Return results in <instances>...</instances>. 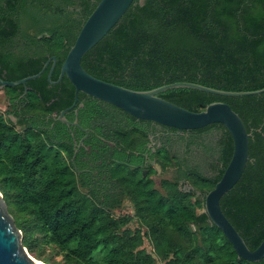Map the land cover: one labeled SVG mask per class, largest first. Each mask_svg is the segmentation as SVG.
Listing matches in <instances>:
<instances>
[{"label":"trees","instance_id":"1","mask_svg":"<svg viewBox=\"0 0 264 264\" xmlns=\"http://www.w3.org/2000/svg\"><path fill=\"white\" fill-rule=\"evenodd\" d=\"M100 1L0 0L1 77L17 81L35 75L55 56L52 80L57 81ZM51 65L26 86L5 88L10 96L28 88L25 106L33 114L31 123L18 130L0 116V191L30 254L41 257L38 247L48 246L61 255L59 262L47 264H264L239 258L223 232L201 212L205 201H194L193 194L177 183L163 180L162 193L140 169L114 162L115 156L101 153L90 158L98 147L93 140L101 141L94 133L85 142L90 150L84 147L78 153L76 168L73 126L58 120L73 105L75 87L66 75L51 84ZM82 66L98 79L136 91L176 82L228 92L263 89L264 0H135L83 57ZM160 97L194 112L225 102L243 119L251 133L250 160L220 203L248 247L256 250L264 241V93L226 97L180 88ZM83 101L80 117L97 114V103H103L80 93L78 106ZM106 104L135 124L137 118ZM74 117L73 111L66 113L69 121ZM127 126L117 123L115 134L125 138L141 132L135 125ZM213 128L222 131L227 168L234 151L229 131L212 124L196 132ZM83 135L77 129L76 137ZM223 174L183 177L208 193ZM94 178L103 184L100 188ZM126 199L134 206L133 217L116 215ZM135 217L141 227L132 230L128 225ZM143 228L153 253L143 248Z\"/></svg>","mask_w":264,"mask_h":264},{"label":"water","instance_id":"2","mask_svg":"<svg viewBox=\"0 0 264 264\" xmlns=\"http://www.w3.org/2000/svg\"><path fill=\"white\" fill-rule=\"evenodd\" d=\"M134 2L135 0H101L99 2L83 25L75 44L70 49L57 81L52 80V75L57 66V58L53 56L48 59L42 70L35 75L17 81H7L0 75V88L26 86L27 82L43 75L52 64L48 74L49 82L56 85L66 75L75 87L73 105L62 111L58 118L66 125L80 127L78 121L70 122L66 118V113L84 106L83 103L78 106L80 93L113 105L138 120L150 121L174 128L181 133L202 129L212 124L223 125L232 135L234 151L222 178L207 193L205 206L201 212L206 213L210 221L223 232L239 258L249 262H263L264 241L256 250H251L245 239L224 214L220 203L222 197L240 181L250 160L251 133L247 131L243 119L225 102H214L208 105L205 110L194 112L161 98L160 94L171 89L182 88L226 97H247L263 94L264 88L256 91L228 92L191 82H176L154 90L136 91L94 77L82 66L83 57L109 34ZM81 144H83V141ZM158 170H160V167H158ZM190 188L194 189L193 187ZM199 194V192H196V195ZM0 264H41L30 255L25 247L23 233L16 226L1 191Z\"/></svg>","mask_w":264,"mask_h":264},{"label":"flooded vegetation","instance_id":"3","mask_svg":"<svg viewBox=\"0 0 264 264\" xmlns=\"http://www.w3.org/2000/svg\"><path fill=\"white\" fill-rule=\"evenodd\" d=\"M3 74L5 75V71ZM0 90L4 91L7 98L6 108L3 113H0V116H3L10 125L18 130L22 128V125H29L33 114L27 113L25 106L29 93L28 88L23 93L19 90L13 96L8 95L5 88H0ZM82 103L83 107L71 110L74 112L75 117L70 122L78 121L80 126L70 125L73 126L71 134L74 138L76 154V156L74 154L75 159L73 160L72 158V162L75 163L76 168L78 153L84 147L86 150H90L85 142L90 137V133H94L101 141L97 143L96 139L93 140L95 144H98V147L95 148V153L90 158H96L95 155L101 153L115 156L112 158L114 162L123 163L131 169H140V174L150 179L154 186L158 182L157 179L168 175L169 179L167 180L177 183L179 188H184L186 192L192 193L194 201H197V199H200L202 202L205 201L207 193L196 190L183 177V174H203L216 178L226 170L223 160L222 131L219 128H213L208 133L198 134L196 130L183 131L181 133L174 128L138 119L134 124L122 112L119 113V111L107 106L104 102L97 103L98 107L95 109L97 114L88 113L80 117V110L85 107L84 101ZM49 119L50 116H47L46 121L48 123ZM81 122H84L87 127ZM117 123L128 125L127 127L130 129L135 125L141 132L136 135L130 133L128 137L119 138L115 134ZM77 129L84 133L80 138L76 137ZM82 141L83 144H81ZM90 158L84 160L86 164L90 162ZM158 167H160V170H158ZM82 171L87 172L89 170L84 169ZM94 179L96 180V178ZM162 182L163 180H160L159 185H162ZM96 184L99 188L100 185H103L97 180ZM104 186L106 187V185ZM107 187L109 189L112 188L111 185ZM196 192L200 194L196 195ZM110 193L114 194L116 191L110 190Z\"/></svg>","mask_w":264,"mask_h":264},{"label":"rangeland","instance_id":"4","mask_svg":"<svg viewBox=\"0 0 264 264\" xmlns=\"http://www.w3.org/2000/svg\"><path fill=\"white\" fill-rule=\"evenodd\" d=\"M7 105V98L5 97L4 91L0 90V113H3ZM20 128L19 130H21ZM169 179L168 175H165V177L157 179V184L155 185V188L158 189L160 192H164L163 188L161 185H159L160 180H167ZM117 216H134L135 215V209L130 200H126L123 207L119 210L116 211ZM132 230H136L141 227L139 220L135 217L133 220L129 223L128 225ZM147 228L142 229V234L144 235V244L143 248L146 249L147 252L153 253V246L152 242L149 239V237L146 234ZM38 252L41 257L35 255V254H30L33 258L38 260L39 262H42L44 264H47L48 262H59L62 257L59 255L54 249L48 247V246H39L38 247ZM159 264H164L161 261Z\"/></svg>","mask_w":264,"mask_h":264},{"label":"bare ground","instance_id":"5","mask_svg":"<svg viewBox=\"0 0 264 264\" xmlns=\"http://www.w3.org/2000/svg\"><path fill=\"white\" fill-rule=\"evenodd\" d=\"M39 263L44 264V263H42V262H39Z\"/></svg>","mask_w":264,"mask_h":264}]
</instances>
